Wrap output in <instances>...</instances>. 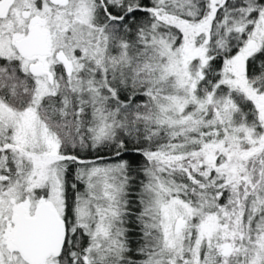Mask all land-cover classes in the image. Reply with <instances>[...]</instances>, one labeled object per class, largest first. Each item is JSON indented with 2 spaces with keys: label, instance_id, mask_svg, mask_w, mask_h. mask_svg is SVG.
I'll list each match as a JSON object with an SVG mask.
<instances>
[{
  "label": "snow or ice",
  "instance_id": "6c2138e0",
  "mask_svg": "<svg viewBox=\"0 0 264 264\" xmlns=\"http://www.w3.org/2000/svg\"><path fill=\"white\" fill-rule=\"evenodd\" d=\"M0 264H264V0H0Z\"/></svg>",
  "mask_w": 264,
  "mask_h": 264
}]
</instances>
